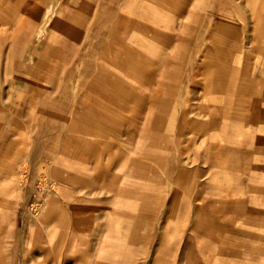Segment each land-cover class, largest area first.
<instances>
[{
  "label": "rangeland",
  "instance_id": "rangeland-1",
  "mask_svg": "<svg viewBox=\"0 0 264 264\" xmlns=\"http://www.w3.org/2000/svg\"><path fill=\"white\" fill-rule=\"evenodd\" d=\"M17 204L12 264H264V0H0V264Z\"/></svg>",
  "mask_w": 264,
  "mask_h": 264
},
{
  "label": "crops",
  "instance_id": "crops-1",
  "mask_svg": "<svg viewBox=\"0 0 264 264\" xmlns=\"http://www.w3.org/2000/svg\"><path fill=\"white\" fill-rule=\"evenodd\" d=\"M79 12V11H78ZM79 14H83V13H81V12H79ZM86 20V19H85ZM87 21V20H86ZM65 32H68V33H70V31H65ZM83 37V36H82ZM68 46H71V44L70 43H68V42H66L65 43V49L68 47ZM99 48V47H98ZM96 49L95 48V51L94 52H92V53H95V52H99L100 53V49ZM84 64V63H83ZM93 63L92 62H90L89 64H86V65H84L83 66V68H87V67H90L91 65H92ZM106 63H104V62H95V66H100V67H104V65H105ZM86 66V67H85ZM104 80H106L105 78H104V76H102V79H101V83H102V81H104ZM98 81H100V80H98ZM92 88V87H91ZM93 89V88H92ZM98 95L100 94V92H98L97 93ZM84 100H88V99H80V101H84ZM89 113V112H88ZM90 114H96V115H98V116H100V113H99V111H97V113H90ZM97 116V117H98ZM161 116H162V114H161ZM9 127H10V125H9ZM88 127H86V132H89V130L87 129ZM15 131V128L14 129H9L8 130V132L7 133H12V132H14ZM18 131V130H17ZM4 145H8V147H9V145H14L13 144V142H10V141H7V143H5L4 142ZM30 147V149L32 150V152H33V155H34V159H36L37 160V162H40V159H41V147H40V145H29ZM104 145H100V147L99 146H97V149H98V151H97V155L99 154V151L101 150V148L103 147ZM53 148L55 149V147H52V150H53ZM75 148L76 149H80V150H89V148H90V145H75ZM37 153V155H36V157H35V154ZM50 162H53V161H50ZM86 162H88V161H86V160H82L81 162H80V165L81 166H85V165H87V171H89V162L88 163H86ZM98 165H100V164H98ZM102 165V164H101ZM100 165V166H101ZM60 180V179H59ZM61 181V180H60ZM88 181V180H87ZM53 189V188H52ZM54 197H56V196H58V198H62V193H57V191L56 192H54ZM67 195H64V197H66ZM74 198H77L78 200L80 199V198H82L81 196H79V195H76L75 196V194H74ZM66 205V204H65ZM28 208H26V210L24 209V206H21L20 204H17V206L14 208V210H11V211H9V210H5L4 211V214H8V213H11L12 215H11V219L13 220V222H12V228H13V230H14V228H15V226H17V225H19L20 227H19V232H17V234H16V238L14 237V234H13V236H12V238H11V240L10 241H8L7 243H6V245L7 246H9V249H8V251H9V253H8V255H7V257H6V261L4 262L5 264H12V262H14V260H16L15 262H17V263H21L22 261H24V253H21L22 251H24V249L22 248L23 247V245H25V241H24V231H25V227H26V221L28 220V214H29V209L27 210ZM62 212L64 213V214H68V215H70L68 218H66V220H65V224H66V226H67V236L65 237V243L64 244H70V245H75V244H78V241H77V238H78V235H77V231H79L80 230V226L82 227V224L81 223H79V222H77L76 220H75V216L74 215H77V214H81V211L79 210V209H77V207H74V206H71V207H67V206H65L64 208H62ZM50 214L52 213L54 216L52 217V218H50L51 220H50V225H51V223H52V221H54V223L56 224V221H57V218H56V215H57V213H58V209H57V207L56 206H52L51 208H50ZM60 212H61V210H60ZM72 215V216H71ZM79 223V224H78ZM76 229H79V230H77V231H75ZM29 238H30V241H31V243L29 242ZM28 238V240H27V244L29 245V244H31V245H33V246H38V247H40V245H41V241L40 240H38V237H35V232H33V234H32V236L31 237H29ZM14 240H16V252H13V245H14ZM56 244V241H54L53 242V244L52 245H55ZM80 245H85V243L83 242V241H81L80 242ZM40 254V253H39ZM39 254H37L36 256H39ZM72 260H70L71 262V264H73V263H76V264H78V263H80V264H83V262H87V261H89V262H94V264H100L99 262H98V260L97 259H90V255H88L85 251H82V250H80V253H77V252H75V253H72ZM14 259V260H13ZM33 261H35V258L33 257V259H32ZM88 262V263H89ZM92 262V263H93ZM106 262H107V260H106ZM87 264V263H86ZM106 264V263H105ZM109 264H111V263H109Z\"/></svg>",
  "mask_w": 264,
  "mask_h": 264
},
{
  "label": "bare ground",
  "instance_id": "bare-ground-1",
  "mask_svg": "<svg viewBox=\"0 0 264 264\" xmlns=\"http://www.w3.org/2000/svg\"><path fill=\"white\" fill-rule=\"evenodd\" d=\"M211 122V121H210ZM150 188H152V186L150 187ZM150 190V189H149Z\"/></svg>",
  "mask_w": 264,
  "mask_h": 264
}]
</instances>
